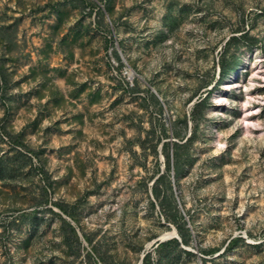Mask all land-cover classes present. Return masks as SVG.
<instances>
[{
    "label": "rangeland",
    "instance_id": "374dc122",
    "mask_svg": "<svg viewBox=\"0 0 264 264\" xmlns=\"http://www.w3.org/2000/svg\"><path fill=\"white\" fill-rule=\"evenodd\" d=\"M139 263L264 264V0H0V264Z\"/></svg>",
    "mask_w": 264,
    "mask_h": 264
},
{
    "label": "bare ground",
    "instance_id": "6f19581e",
    "mask_svg": "<svg viewBox=\"0 0 264 264\" xmlns=\"http://www.w3.org/2000/svg\"><path fill=\"white\" fill-rule=\"evenodd\" d=\"M175 234H177V231L173 228L172 230H170V231H166V232H164V233H162L161 234V238H167V237H171V236H173V235H175ZM178 235V234H177Z\"/></svg>",
    "mask_w": 264,
    "mask_h": 264
},
{
    "label": "trees",
    "instance_id": "16d2710c",
    "mask_svg": "<svg viewBox=\"0 0 264 264\" xmlns=\"http://www.w3.org/2000/svg\"><path fill=\"white\" fill-rule=\"evenodd\" d=\"M224 73H225V69L221 68V70H220V74H221V76H222Z\"/></svg>",
    "mask_w": 264,
    "mask_h": 264
},
{
    "label": "water",
    "instance_id": "95a60500",
    "mask_svg": "<svg viewBox=\"0 0 264 264\" xmlns=\"http://www.w3.org/2000/svg\"><path fill=\"white\" fill-rule=\"evenodd\" d=\"M173 236L178 237L177 234H175V235H173ZM160 239L162 240V239H164V238H161V237H160ZM142 256H143V254H142ZM140 263H141V261H140ZM140 263H139V264H140Z\"/></svg>",
    "mask_w": 264,
    "mask_h": 264
}]
</instances>
